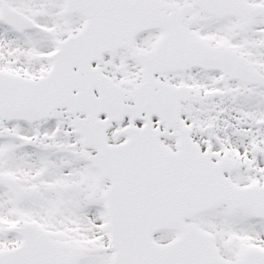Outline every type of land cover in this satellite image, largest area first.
I'll return each instance as SVG.
<instances>
[{
	"label": "snow or ice",
	"instance_id": "obj_1",
	"mask_svg": "<svg viewBox=\"0 0 264 264\" xmlns=\"http://www.w3.org/2000/svg\"><path fill=\"white\" fill-rule=\"evenodd\" d=\"M0 264H264V0H0Z\"/></svg>",
	"mask_w": 264,
	"mask_h": 264
}]
</instances>
